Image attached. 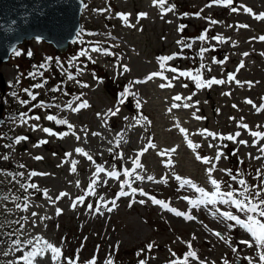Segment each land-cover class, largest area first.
Masks as SVG:
<instances>
[{"label":"rangeland","instance_id":"obj_1","mask_svg":"<svg viewBox=\"0 0 264 264\" xmlns=\"http://www.w3.org/2000/svg\"><path fill=\"white\" fill-rule=\"evenodd\" d=\"M208 3L209 0H167L163 8L175 5V10L162 16V8L154 6L153 0H84L79 33L63 52H58L53 43L41 37H29L17 43L6 60L0 61L4 82L3 88L0 87V100L3 102V117L0 120V264H17V258L28 250L25 247L24 251H16L13 240L27 241L38 235L62 250L63 256L57 264H67L64 258L75 259L77 254L78 264H87L93 257L95 264H106L109 260L113 264H139L141 260L145 264H169L170 260L183 258L189 250L188 241L199 258H189L188 264H199L200 261L204 264H224L225 261L227 264H249L246 257L252 259V264H260L256 246L253 244L250 248L239 243L251 240L250 235L238 226L230 229L228 225L234 222L224 219L217 209L234 215L241 213L223 203L192 207L182 197L195 200L200 198V193L188 186L181 188L174 178L175 174L190 179L206 193L215 191L206 172L210 165L196 159V153L174 127L179 122L187 129L188 138L201 146L197 152L202 157L214 158L218 151L223 153L218 161H214L215 171L212 173L220 183L221 191L240 187L237 181L222 171L224 169H230L232 175L239 173L238 179H244L249 186L264 187V156L258 150L264 145V140L254 147L249 132L237 126L238 123H245L252 131L264 132V111L257 113L245 103L251 99L257 106L264 104V41L259 40L260 36H264V20L255 19L243 8L238 12L231 10L244 5L253 13H264V0H233L229 6L206 7ZM101 9L103 11H99ZM198 12L200 15L196 16ZM118 13H130L128 22L135 27H129ZM138 13L147 15L137 21ZM211 20L218 23L211 24ZM182 25L186 27L178 30ZM238 25L248 27L237 28ZM205 30L207 39L201 41L198 37ZM218 35L224 38V42L213 39ZM177 41L191 46L183 47ZM94 47L109 49L114 55L92 51ZM179 49L182 54L178 56ZM201 49L208 51L201 56ZM17 52L20 54L16 55ZM174 54L175 58L167 62L168 67L193 74L199 72L200 79L204 81L212 77L227 81L228 74L234 73L237 80L251 81L252 85L230 82L198 89L192 79L184 77L173 81L174 87L163 89L159 85L165 81L160 78L146 83H132L144 80L152 71L155 72L159 67L158 57ZM214 58L225 62L214 63ZM241 61L244 66L237 71ZM123 65H127L130 71L124 72ZM69 74L74 78L69 79ZM164 75L171 79L176 73L165 71ZM37 84L42 86L34 87ZM85 84L87 87L82 86ZM184 84L187 87H183ZM54 88L60 90L52 91ZM126 89L135 95L128 94L124 103H119ZM29 92L35 94V100L31 99ZM177 94L192 96L191 101L185 102L199 101V104L169 112L174 102L172 97ZM78 96L87 101L89 107L79 112L62 108L69 101H73L75 107L80 102L75 99ZM137 100L140 101L139 108ZM116 108L119 112L111 115L109 110ZM194 112L204 119H195ZM21 114L39 116L40 119L26 117L27 123H23ZM49 114L67 119L73 129L47 120ZM140 117H147L150 123L142 119L137 123ZM32 125L39 127L33 130ZM44 128L69 134L61 138L45 133ZM201 129L223 137L237 132L240 136L237 142H233L193 135ZM73 131L80 136L79 141L71 134ZM19 136L28 139L15 143ZM149 139L156 147L140 157L143 169L136 172L145 177L151 175L157 181L167 177L166 183L147 179L139 181L134 179V175L128 177L123 174L124 169L133 168L136 154ZM239 140L248 141V145L240 144ZM40 141L47 143L34 146ZM210 143L215 147H209ZM76 148L89 153L95 164L76 153ZM171 148H176V151L167 158L173 163L171 167H166L162 161L167 158L158 153ZM65 153L72 155L65 157ZM120 153L123 154L122 159ZM5 156L8 158L4 159ZM36 156L42 159H34ZM257 156L261 159H256ZM73 160L78 161L74 173L70 171ZM97 165L107 171H117L119 178H109L101 173L95 194L86 195L85 190ZM31 171L48 175L29 178ZM18 173L24 175L21 177L16 175ZM125 180L131 182L132 187L142 188L149 195L195 219L177 216L139 194L116 199V207L111 212L104 207L100 210L103 214L88 210V204L95 209L101 198L109 202L116 198L121 190L120 184ZM27 183L37 184L39 190L28 189L26 192L21 184ZM44 190L53 200L61 192L68 193V196L53 204L44 197ZM128 190L125 187V191ZM80 194L86 195V199L73 209L72 201ZM261 198L264 199V196ZM132 200L137 202L129 207ZM139 200L146 202L140 204ZM26 201L29 204L27 211L16 207L17 204L23 206ZM57 208L63 210L59 216L56 215ZM33 212L38 215L32 216ZM41 217L50 218L41 220ZM215 232L221 233L224 239L214 235ZM149 243L154 245L151 251L146 247ZM141 249L144 251L141 252ZM169 249L176 253V257ZM138 252L140 255H137ZM34 264H52L51 253L43 258L37 256Z\"/></svg>","mask_w":264,"mask_h":264},{"label":"snow or ice","instance_id":"obj_2","mask_svg":"<svg viewBox=\"0 0 264 264\" xmlns=\"http://www.w3.org/2000/svg\"><path fill=\"white\" fill-rule=\"evenodd\" d=\"M166 2H167V0H153L154 6H160L162 8V13H161L162 16H163V14H166L168 11H174L175 10V5H170L168 8H163V5ZM232 4H233V0H209V3H208V5H206V7H211L213 5L229 6ZM241 8H243V10L245 12L253 15L255 19L264 20V13H259V14L253 13L252 9H250L244 5H240L239 7H232L231 10L233 12H238ZM99 11H103V9H101ZM117 15L125 23H127V25L129 27H135L134 24H131L128 22V17L131 15L130 13H127V14L118 13ZM146 15H147L146 13H138L137 14V21H139V19L145 17ZM184 15H188V14L185 13ZM195 15L199 16L200 13L199 12L195 13ZM210 23L216 24V23H218V21L211 20ZM183 27H186V26L182 25V26H180V28L178 30L182 31ZM229 27H232V25H229ZM246 27H248V25H238L237 26V28H246ZM206 32H207V30H205V33H202L200 35V37H198V39H200L201 41L206 40L207 39ZM213 39H215L218 42H224V38L219 36V35L216 37H213ZM252 39H256V38L253 37ZM259 40L264 41V36H260ZM177 43L182 44V41H177ZM182 46L183 47H190L191 45L190 44H182ZM233 46H235V42H233ZM91 50L102 52V54H105V55H114V53H112L109 49H100V48L94 47ZM213 50H214V47H213ZM206 51H208V49H201V56H203V53ZM19 54H20L19 52L16 53V55H19ZM83 54L87 55V52H84ZM29 55H31V53H29ZM175 55L176 54H174L173 56L158 57L157 60L159 62L160 71L152 72V73L148 74V76H146L144 80H137V81H133L132 83H134V84L146 83L147 81L153 80L154 78H160V79L165 81V83H161L159 85V87L163 89V88L174 87L173 81L180 79V77H184L186 79H192L195 82L196 87L198 89L204 88V87L211 88L212 85H223L225 83H230V82H235L238 85H241L242 83H247L249 86L252 85L251 81L241 82V81L237 80L234 73L228 74L227 81H225L223 79H217L215 77H212L211 79L204 81V80L200 79L199 72L193 74V72H190V71H180L176 68L168 67L167 62L174 59ZM243 55L247 56L248 53H244ZM262 55H264V53H262ZM226 59H227V57H225V61H226ZM225 61H216L215 58L213 59L214 63H221L222 64ZM243 66H244L243 61H241L240 65H238V67H237V71H239V69L242 68ZM122 67H123L124 72L130 71V69L127 67V65H123ZM201 67H203V65ZM165 71H171L173 73H176V75L172 76L171 79H169V77L164 75ZM68 78L73 79L74 77L71 74H69ZM77 83H80V81H77ZM41 86L42 85L37 84L34 87H41ZM82 86L87 87L86 84L82 85ZM182 86L187 87V84H184ZM59 90H60L59 88L52 89V91H59ZM128 94L135 95L134 93H129L128 90L126 89L125 93H123L121 95V99L119 100V103H124V99H125L126 95H128ZM29 95H30L31 99H33V100L36 99L35 94L29 92ZM193 95H195V93H193ZM224 95H231V93H224ZM75 99L80 101L78 104H76L75 107H73V101H69L67 104L63 105L62 108L66 109V110H70L72 112H79L81 109H85V108L89 107L88 102L85 100H82L80 96L76 97ZM262 99H264V98H262ZM172 100L174 102L169 107V109H168L169 112H172L173 109H177L180 107L190 108V107H195L196 105L199 104V101H195L194 103H191V104L185 102V101H191L192 96L184 97V96H181L180 94H177L174 97H172ZM176 102H180V103H176ZM22 103H27V102L22 101ZM41 103H43V102H41ZM245 103L251 105L256 110L257 113L264 111V104L257 106L251 99H247L245 101ZM136 106L138 108L140 107V101L139 100L136 101ZM33 107H35V105ZM233 107L235 108L237 106L233 105ZM196 110L199 111L198 108ZM217 111H219V110H217ZM109 112L111 115H116L117 112H119V108H116L115 110L110 109ZM97 115L100 116V113H97ZM193 116L197 120L204 119L203 117L197 116L195 114V112L193 113ZM26 117H27V114H21L20 119L23 123H27V119H35V120L40 119L39 116L27 117V119H26ZM46 119L49 121H55L56 123L61 124V125H66L69 130H72L74 127L72 124H70L68 122L67 119H58L56 116L51 115V114L47 115ZM141 119L143 121H145L146 123H150V121L147 120V117H140L139 119H137L136 122L140 123ZM230 119H234V118L230 117ZM241 120H243V118H241ZM105 123H106V121H105ZM237 126L240 128H243L244 130L249 132V135L251 137H253L252 145L254 147L257 144H259L261 140H264V132L252 131L251 129H249V126L245 123H238ZM38 127H39L38 125H32L33 130H36ZM174 127L177 128L179 130V132L184 136L185 141L187 143V146L190 149H192V151L194 153H196V159L205 163V164L210 165V167H208L206 169V172H207V175L209 178V182L211 183V185L215 189V191H213L212 193H206L204 191V189L199 188L190 179H186V178H183V177H180V176L174 174V178L179 183L181 188L188 186V187L194 189L196 192L200 193V198H198V199L192 200L188 197H182V199L188 200L189 204L192 207H200L201 205H207V204L215 205L217 203H223V204H228L232 207H235L238 212L243 213L246 218L242 220L239 216L234 215L230 211L229 212H219V210L217 209V212L219 213V215H221L224 219L234 222L233 224L228 225V227L230 229L235 227V226H240L250 235L251 240H241V241H239V243L245 244L250 248L253 247V244H254L256 246V249H257V255L259 256L260 264H264V199L261 198L262 196H264V187H262L261 185L249 186L244 179H242V178L238 179L239 173H237L236 175H232L230 169H224L222 171H225L227 174H229V176L231 177V179L233 181H237V183L240 185V187L237 189L229 190L227 192L221 191L220 183L215 178H213L212 173L215 171L214 161H218L221 158V156L223 155V153L218 151L214 158L202 157L199 154V152H197V149L200 148L201 146L199 144L193 143V141L188 138L189 134H188L187 129L181 127L179 122L175 123ZM257 127L259 128L260 126L257 125ZM43 131L49 135H55V136H59L61 138L63 136H66L69 134L68 132L55 133L49 128H44ZM71 134L76 136L77 141L80 140V136L76 135V133L74 131L71 132ZM195 134H199L201 136H204L205 138L211 137L212 139H228V140H231L233 142H237V137L240 136V133L237 132L234 134H229L227 137H223L220 134L210 132L207 129H201L198 131V133H194L193 135H195ZM92 135L96 136V135H100V134L99 133H92ZM86 137H87V132L85 131V138ZM27 139L28 138L25 136H19L15 139V143H20L21 141L27 140ZM238 142L242 145H245V146L248 145V141H246V140H239ZM43 143H47V141H40L37 145H34V146H39V144H43ZM109 143H112V142L109 141ZM116 147L117 148L119 147V141H117ZM155 147H156V145L153 144L152 141L149 139L148 143L136 154V157L133 160V168L131 170L124 169L123 174L125 176H128V177H132L134 175V179L139 180V181H143V180L147 179L148 181H152V182H156V183H159L161 181L166 183L167 177H162L161 181H157L151 175L145 177V176H142L136 172L137 169H143V165L140 162V157L143 156L144 153H146L150 148H155ZM209 147H215V145L210 143ZM258 150L262 154V156H264V145H261ZM109 151L111 152L112 149L110 148ZM175 151H176V148L164 149L163 151L159 152L158 155H160L161 157L167 158V157H170V154L174 153ZM75 152L83 155L84 157L87 158V160H89L93 164H95L93 157L89 153L84 151L82 148H76ZM71 155H72L71 153H65V157H70ZM119 155H120V158L122 159L123 154L120 153ZM249 155L251 156V154H249ZM3 158L7 159L8 157L5 156ZM255 158L261 159V156H257ZM34 159L40 160V159H42V157L36 156V157H34ZM162 162L165 164L166 167H171L172 163H173L170 158L164 159ZM77 163H78V161H75V160L72 161L71 168H70L71 172L74 173L76 171V164ZM21 167H24V166L21 165ZM101 173H104L109 178H117V179L119 178V175H120L115 170L107 171L103 166L97 165L95 168V171L92 173L93 178L91 179V181L88 185V188L85 190L86 195H94L95 194V186L97 183H99V176ZM16 175H19L22 177L24 174L18 173ZM38 175H48V173H38L36 171H31L29 173V178L35 177ZM257 177L258 178L260 177V170L259 169L257 170ZM104 183L106 184L107 181L105 180ZM262 185H264V181H262ZM77 186L79 187V181H77ZM21 187L24 188V190L26 192L28 191V189L39 190L38 185L35 183H27L26 185L21 184ZM125 187H127L129 190L125 191ZM229 187H231V186H229ZM120 189L121 190L117 193L116 198H114L110 202L104 201L103 198H101L100 201L97 202L95 209H93L92 204H88L87 205L88 210L94 211L97 214H103L100 210H101V207H104V208H107V210L109 212H111L116 207V199H119L120 197H124V196H135V195L139 194L141 196H145L148 200H151V202L154 205H158L161 208H163L164 210L171 211L177 216H183L185 219H188V220L195 219L194 216H192L188 213L180 212L177 209L171 208L169 203H167L165 201H161V200L149 195V193L145 192L142 188L138 189V188L132 187L131 182H129L128 180L121 182ZM43 195L49 201V203L54 204V203H56V201L62 199L65 196H68V193L61 192L55 198V200H53V198L48 195L47 190H44ZM86 195H81V196L77 197L76 199H74L72 201L71 207L73 209H75L78 206V204H82L84 202V200L86 199ZM135 202H137V201H135V200L130 201L129 207H131L132 203H135ZM138 202L140 204H144L146 201L145 200H139ZM109 204H111V207H109ZM16 207L22 208V210L27 211L29 204L26 201L23 204V206H21L20 204H17ZM62 211H63L62 209L57 208L56 209V215L57 216L61 215ZM37 215L38 214L36 212L32 213V216H34V217ZM49 218L50 217H41L40 219L44 220V219H49ZM17 223H19V222L17 221ZM21 228H23V225H21ZM213 234L216 235L217 237L221 238V239H224L222 234L219 232H215ZM193 239H195V237H193ZM225 242L227 243L228 241L226 240ZM12 243L15 246L16 251H24L25 247L28 248L27 251H24V254L22 256L17 258V264H34L37 256L43 258L49 252L51 253L52 264H57V262L63 256L62 250L60 248L49 243L47 240L43 239V237H41L39 235L32 238V239H29L27 241H21L19 238H17L15 240H13ZM186 243H187V247L189 250L184 254L183 258L182 259L176 258V259L170 260L169 264H188L189 258L199 260L196 252L192 250L191 242L188 241ZM153 246L154 245L152 243H149L148 245H146V247L149 251H151ZM140 251L143 252L144 250L141 249ZM169 251L171 252V249H169ZM233 251L235 252L236 249L233 248ZM5 255H7V253H5ZM137 255H140V253L138 252ZM171 255L173 257H176L175 252H171ZM64 259L66 260L67 264H78V254H77V257L75 259H73V258H64ZM245 259L248 260L249 264H252V259L250 257H246ZM87 264H95V257H93L90 261H88ZM106 264H113V262L111 260H109L106 262ZM139 264H145V261L141 260L139 262ZM199 264H204V262L200 261ZM224 264H227V261H225Z\"/></svg>","mask_w":264,"mask_h":264},{"label":"water","instance_id":"obj_3","mask_svg":"<svg viewBox=\"0 0 264 264\" xmlns=\"http://www.w3.org/2000/svg\"><path fill=\"white\" fill-rule=\"evenodd\" d=\"M84 0H0V61L29 37L50 41L60 51L80 28ZM0 85L3 78L0 72ZM2 102H0V120Z\"/></svg>","mask_w":264,"mask_h":264}]
</instances>
